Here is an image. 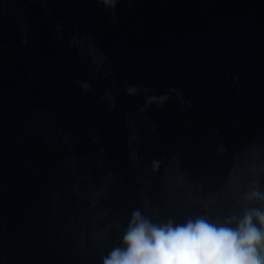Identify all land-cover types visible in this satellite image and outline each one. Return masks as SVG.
Here are the masks:
<instances>
[{
	"label": "water",
	"instance_id": "95a60500",
	"mask_svg": "<svg viewBox=\"0 0 264 264\" xmlns=\"http://www.w3.org/2000/svg\"><path fill=\"white\" fill-rule=\"evenodd\" d=\"M261 193L264 0H0V264H102L136 209Z\"/></svg>",
	"mask_w": 264,
	"mask_h": 264
},
{
	"label": "clouds",
	"instance_id": "9594fccd",
	"mask_svg": "<svg viewBox=\"0 0 264 264\" xmlns=\"http://www.w3.org/2000/svg\"><path fill=\"white\" fill-rule=\"evenodd\" d=\"M102 264H264V209H247L224 223L203 216L157 223L136 209L121 245Z\"/></svg>",
	"mask_w": 264,
	"mask_h": 264
}]
</instances>
